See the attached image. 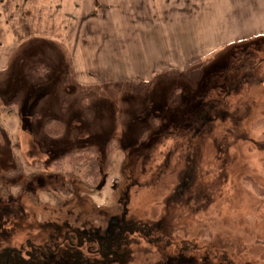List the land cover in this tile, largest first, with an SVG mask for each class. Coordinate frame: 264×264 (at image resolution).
I'll return each mask as SVG.
<instances>
[{"label":"rangeland","instance_id":"obj_1","mask_svg":"<svg viewBox=\"0 0 264 264\" xmlns=\"http://www.w3.org/2000/svg\"><path fill=\"white\" fill-rule=\"evenodd\" d=\"M64 2L44 9L54 23L31 3L0 33V249L104 229L128 201L129 219L168 224V239L199 251L135 234L109 264H226L206 250L264 264V33L225 28L224 7L219 32L192 27L211 2ZM51 118L59 137L44 131ZM86 149L97 176L67 158Z\"/></svg>","mask_w":264,"mask_h":264},{"label":"flooded vegetation","instance_id":"obj_2","mask_svg":"<svg viewBox=\"0 0 264 264\" xmlns=\"http://www.w3.org/2000/svg\"><path fill=\"white\" fill-rule=\"evenodd\" d=\"M186 159V163L190 162L188 157ZM191 162L189 166L195 170L197 161L192 160ZM127 202L125 201L122 204V209L118 211L119 214L111 217L104 229L100 227L94 229L84 228L81 231L80 229H71L72 231L68 232L61 240L57 236H55L57 238L54 240L51 234V239L40 243L32 242L33 245H30L29 240L27 245L30 246L28 248L25 247V249L24 246L21 247L22 245L19 246L21 248L4 247L0 249V264H43L41 258L45 256L50 258L54 256L57 258L64 257L67 264H109L111 260L122 262L127 253L126 248L132 244L131 239L135 234L144 235L148 242L156 245L157 248L163 244L161 248L163 252L166 249L169 251L171 248L172 253L179 254L199 251L198 248L191 251L186 250L183 240V244H181L178 240L171 239V237L168 239L169 236L163 231V229H169L168 224L166 227L158 224L149 226L145 223L129 219V211L126 208ZM63 245L71 248L72 251L75 249V255L72 252L69 254L70 251L66 252V250L62 249ZM80 248H85L88 255H93L100 259H98L97 263L91 261L95 258L87 257L86 259H82V256L77 252ZM52 252H54V256H52ZM206 252L215 253V257L220 258L223 263L233 264L224 251L206 250Z\"/></svg>","mask_w":264,"mask_h":264},{"label":"crops","instance_id":"obj_3","mask_svg":"<svg viewBox=\"0 0 264 264\" xmlns=\"http://www.w3.org/2000/svg\"><path fill=\"white\" fill-rule=\"evenodd\" d=\"M68 1V0H0V33L3 32L4 26L6 28H9L10 31H12L13 20L12 17H18L21 19L30 17V13L27 11L29 10V4L33 3L35 4L34 7L38 9V17L39 18H46L49 22H55L56 14L53 13V17L49 15V12H45V7H59L60 3ZM77 0H71V2H76ZM167 1V0H166ZM201 2H211L209 3V12H203V4L200 5L198 8H201L202 15L196 19H193L192 27L194 26H206L208 31L211 30V32H219L222 26L223 21V15L220 13H216L217 11H221V9L224 7V10L229 12H226L224 20L226 22L225 28L229 27V30H231L234 33L235 28L240 27L241 34L243 33H249L253 32L254 28L260 31V33H264V0H197ZM84 7L86 6L88 0H83ZM103 2L107 3V9H110L111 11H118L120 12L123 10V5L125 3H132L134 2L136 6V10L138 11H144L146 0H103ZM164 1H162L163 3ZM227 2V3H226ZM242 2H245V5L242 4ZM65 3V2H64ZM226 4V5H225ZM131 5V4H130ZM225 5V6H224ZM135 6V5H134ZM10 9L12 13L7 12V10ZM60 9V8H58ZM86 10V9H85ZM54 12L56 10H53ZM15 12H18V15H14ZM60 14V12H59ZM58 14V16H59ZM141 14V13H140ZM142 15V14H141ZM188 17V16H187ZM54 18V19H53ZM71 20V16H70ZM229 20V22H228ZM7 21L9 24H11V27H7ZM69 27L72 28L71 24ZM226 30V31H229ZM7 31V30H6ZM207 31H205L206 33ZM6 46L3 45V43L0 42V52H1V59L2 64L6 65L10 61V54L5 52Z\"/></svg>","mask_w":264,"mask_h":264},{"label":"trees","instance_id":"obj_4","mask_svg":"<svg viewBox=\"0 0 264 264\" xmlns=\"http://www.w3.org/2000/svg\"><path fill=\"white\" fill-rule=\"evenodd\" d=\"M63 122L59 119L51 118L44 124V131L52 137H59L63 134ZM69 161L75 166H80L82 164H88V169L90 171L89 176H97L101 173L99 159L97 152L94 149H86L82 152H74L67 155Z\"/></svg>","mask_w":264,"mask_h":264}]
</instances>
